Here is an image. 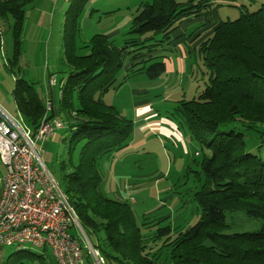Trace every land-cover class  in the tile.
Returning <instances> with one entry per match:
<instances>
[{
    "label": "trees",
    "instance_id": "16d2710c",
    "mask_svg": "<svg viewBox=\"0 0 264 264\" xmlns=\"http://www.w3.org/2000/svg\"><path fill=\"white\" fill-rule=\"evenodd\" d=\"M31 2L0 0V22L9 16L12 19L13 45L8 63L12 69L21 55L19 35L24 8ZM216 5V0L143 3L127 32L133 38L116 48L107 36L95 34L86 46L88 54L83 56L76 54L78 14H74L63 32L68 75L64 81H55L53 88L58 83L60 95L57 101L51 100L49 111L45 99L55 93L47 91L42 99L23 79H15L13 100L30 130L36 132L46 116L61 121L70 131V152L83 143L78 163L70 165V172L64 176L65 189L60 188L80 227L103 234V248L92 247L104 262L264 264V4L251 13L243 10L233 21H221L215 15ZM203 16L209 23L217 21L198 44L187 46L186 52L188 57L201 61L204 88L195 98L177 101L171 110V118L201 151L207 152L196 162L199 186L193 200L199 220L192 226L173 229L161 226L166 218L139 223L130 204L109 199L101 191L100 161L126 148L133 131L132 121L102 98L108 90L122 85L116 76L125 68L126 58L129 66L124 69L125 80L139 73L149 80L163 75V57L156 52L168 48L180 23ZM195 38L193 43L200 35ZM233 213L261 220L263 225L256 232L226 234V215ZM45 250L41 249L43 253ZM34 258L45 264L43 255L21 250L12 260L17 263Z\"/></svg>",
    "mask_w": 264,
    "mask_h": 264
},
{
    "label": "rangeland",
    "instance_id": "374dc122",
    "mask_svg": "<svg viewBox=\"0 0 264 264\" xmlns=\"http://www.w3.org/2000/svg\"><path fill=\"white\" fill-rule=\"evenodd\" d=\"M154 0H33L24 8V18L19 35L21 43V55L15 68L9 67L13 45L11 31L12 19L0 22V106L7 114L23 127L29 128L18 114L12 91L15 79L21 78L33 87V90L44 98L47 91L51 92L54 101L59 98V85L53 88L49 86L50 78L64 79L68 75V67L64 62L63 55V32L66 21L71 20L74 14H78L76 22L77 36L75 39L76 54L83 56L88 54L87 44L95 35L110 34L112 44L116 48L122 47L124 40L133 36L127 35L130 23L123 24L130 16L138 13L140 3L152 4ZM184 3L185 0H177ZM215 15L221 21H233L239 18L240 12L246 9L251 13L256 11L264 0H216ZM140 4V5H139ZM241 7V8H240ZM120 26V27H119ZM186 73H175V61H166L173 66L172 72L164 74L154 82L144 74L133 76L120 91L110 89L103 96L102 101L119 107L125 118H133V103L147 100L153 107L157 118L166 117L174 121L171 116V107L174 101L189 100L197 97L203 90L206 80L201 61L193 57L186 58ZM182 61V59H181ZM128 58L124 60L127 65ZM123 65V66H124ZM125 76L124 69L116 76L117 83ZM163 79V81L160 83ZM48 83V86H47ZM176 85V86H175ZM178 86V87H177ZM143 88L144 94L132 96V89ZM117 91V92H116ZM183 96V97H181ZM133 124V123H132ZM140 120L133 127V143L125 150L114 169L112 177L107 178L100 161V174L102 185L107 183L111 193L106 194L103 186L102 194L109 199L118 198L131 205L136 220L141 223L148 219L168 218L161 226H170L172 229L179 226H192L199 220V212L193 200V193L198 188L195 177L196 162H200L207 155L206 150L201 151L186 133L182 132V140L167 138L163 133L147 139L140 127ZM70 131L67 128L57 130L53 136L43 138L37 143L41 151V160L48 169L54 180L64 190V176L70 172V165L75 166L79 161L83 143L76 144L69 151ZM185 138V141L183 137ZM131 139V140H132ZM65 165V169H62ZM190 168V170H188ZM4 168L0 166V176ZM156 178L154 177L155 175ZM155 178V179H154ZM136 181L135 187L128 186L130 181ZM159 180V181H158ZM106 182V183H105ZM126 183L123 189L122 183ZM166 188V189H165ZM119 191L122 195L119 194ZM131 192L126 195V192ZM228 229L226 234L256 232L263 225V221L248 218L243 213L226 215ZM85 236L91 246L103 248V234L95 233L87 227H82ZM146 231H144L145 233ZM155 231H153V234ZM152 234V235H153ZM150 235V236H152ZM81 244L86 246L84 237L80 233ZM15 247H3L0 255V264H39V260L25 259L13 263ZM35 256L43 255L45 264H55L48 249L43 253L39 249L26 246L24 250ZM85 263H93L91 255L86 256ZM22 255V254H20ZM14 259V258H13ZM103 264H109L104 262Z\"/></svg>",
    "mask_w": 264,
    "mask_h": 264
},
{
    "label": "built area",
    "instance_id": "2783aa9c",
    "mask_svg": "<svg viewBox=\"0 0 264 264\" xmlns=\"http://www.w3.org/2000/svg\"><path fill=\"white\" fill-rule=\"evenodd\" d=\"M54 86L55 79H50ZM54 98L47 95L46 111ZM59 120L40 121L33 132L13 120L0 108V255L5 246L24 250L26 246L48 249L56 264H86L91 255L92 264H103L98 252L91 246L80 227L67 196L41 160L37 148L45 137H51L64 128ZM80 233L86 246L81 244Z\"/></svg>",
    "mask_w": 264,
    "mask_h": 264
},
{
    "label": "crops",
    "instance_id": "0c3cea01",
    "mask_svg": "<svg viewBox=\"0 0 264 264\" xmlns=\"http://www.w3.org/2000/svg\"><path fill=\"white\" fill-rule=\"evenodd\" d=\"M143 3L144 2H142L140 4H143ZM133 17L134 16H130L121 25H123L125 23L129 24ZM216 21H217V19H214L213 22L209 23L207 21V19L203 16L201 18H198L197 20L183 21L182 23H180L178 25L176 30L172 33L173 41L168 46V48H164L162 52L161 51L156 52V54L158 56L163 57V58H161V60L165 65L164 74H169V72H172V70H173L172 65L168 64V66H166V61L170 60V59L175 61V68H176L175 73L176 74L180 73L182 71L184 73H186V69H185L186 68V62L185 61H187L186 58L188 57L187 52H186L187 46L188 47H190V46L194 47L196 44H198V42L201 39H203V37L205 35H207V33L210 30L209 28L212 26V23H214ZM113 33L114 32H112L110 34L106 33L107 37L111 38L110 35H112ZM197 35H200V38L196 42L193 43V41H195L197 39V38H195ZM181 59H182V61H181ZM128 66H129V63H127V65L125 66L124 69H126ZM140 74H143V73H139V74L129 76L127 78V80L122 79V81H120V83H122V85L117 89V91H120L121 89H123L130 78H132L133 76H136V75H140ZM163 75H161L159 78H161ZM150 81L154 82L155 80H150ZM163 81H166V80L163 79L160 83H162ZM131 92H132V96L136 97L138 95L144 94V89L143 88H136V89L133 88ZM181 97H183V96H181ZM177 101H179V100H177ZM177 101H174L173 103L175 104ZM109 105L113 106L119 112V114L123 118H125L122 115L121 111L118 110L119 107H116L114 104H110V103H109ZM133 105H134L133 106V115H132L133 118H131V120H130V118L127 117L125 119L132 121L133 127L140 120L144 123L143 126L140 127V130H142L144 136L148 135L147 139L144 142L148 141L151 136L154 137L155 135H158L159 133H163L167 138L169 137L173 140L176 139L177 141L184 143L182 140V132H184V130L176 120L173 119L174 121H172L166 117H163L161 119L157 118L158 114L156 112H153V107H152L151 103L148 102L147 100L137 101V102L133 103ZM173 106H170L171 107L170 110H172ZM0 108H1V106H0ZM2 110L5 113H7L4 109H2ZM170 116H171V113H170ZM185 138L186 137L184 136L183 137L184 141H185ZM131 139H132V136H131ZM132 143H133V139L129 141V144L126 148L119 150L117 152L111 153V154L105 156L104 158H102V160H105L102 163V166H103V171H105V174L107 175V178L112 177V174L114 172L116 165L118 163H121V158L124 155L125 150H128V148L132 145ZM158 175L160 176V174H157L154 177L156 178V176L158 177ZM135 183H137V182L132 180L129 182L128 186L131 185L130 187H135V185H134ZM102 186H103L104 192L106 194L111 193L108 186H107V183L104 185H101V187ZM122 186H123V189H126L127 185L125 182H123ZM130 193L131 192H129V191L126 192V195H128V194L130 195ZM119 194L122 195V193L120 191H119ZM115 199H118V198H115ZM169 216H171V214H169L166 218H168ZM160 219H163V218H160Z\"/></svg>",
    "mask_w": 264,
    "mask_h": 264
}]
</instances>
